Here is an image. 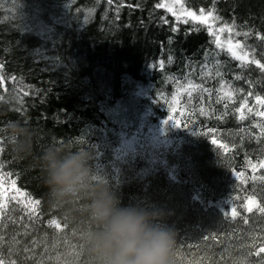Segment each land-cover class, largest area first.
<instances>
[{"label":"trees","instance_id":"16d2710c","mask_svg":"<svg viewBox=\"0 0 264 264\" xmlns=\"http://www.w3.org/2000/svg\"><path fill=\"white\" fill-rule=\"evenodd\" d=\"M259 65L264 0H0V264H90L87 200L76 220L49 204L51 143L90 152L122 205L162 210L174 264H264Z\"/></svg>","mask_w":264,"mask_h":264},{"label":"clouds","instance_id":"9594fccd","mask_svg":"<svg viewBox=\"0 0 264 264\" xmlns=\"http://www.w3.org/2000/svg\"><path fill=\"white\" fill-rule=\"evenodd\" d=\"M14 134L26 136L24 132ZM14 150L28 154L31 145L21 140ZM39 160L53 209L76 220L80 213L75 200H87V222L77 226L90 264H174L177 234L164 223L165 213L122 205L108 183L97 179L90 152H72L51 143Z\"/></svg>","mask_w":264,"mask_h":264},{"label":"snow or ice","instance_id":"6c2138e0","mask_svg":"<svg viewBox=\"0 0 264 264\" xmlns=\"http://www.w3.org/2000/svg\"><path fill=\"white\" fill-rule=\"evenodd\" d=\"M156 7H166V5H164L162 3H158L156 5ZM167 10L169 12H171L174 16L176 15V13L173 11V8L171 6H167ZM184 11H186V10H184ZM199 11H200V15H197L196 12H194V11H186V16L190 17L193 22H199L201 24H209L208 30L211 31L212 30L211 29V23L214 22L216 19H218V17L213 15V11L212 10H209L207 12V14H205L204 9H200ZM177 19H179V17H177ZM184 22L187 23L189 21H188V19H185ZM224 30H225L224 28L220 29V31H224ZM227 30L229 32H231V29H227ZM216 43H217V46L219 47L220 44H219L218 40L216 41ZM238 46L239 45H237V47ZM228 51L231 52L232 55L235 56L237 59H243V57L236 56V53L233 52L232 47H229ZM253 63H257L258 64L259 62L258 61H253ZM259 67L264 69V65H259ZM176 126L179 127L178 125H176ZM213 143H216V141H213ZM259 167L264 168V161H262L259 164ZM39 203H40L39 201H35V204L38 205ZM249 205L250 206L247 207V211L248 212H252L254 207L257 208V210H259V211H264V208H260L259 205L253 200H249ZM234 213H235V210H233V214ZM51 224H54L57 228L60 227V224L57 221H55V220L51 221ZM261 251H264V249H261Z\"/></svg>","mask_w":264,"mask_h":264},{"label":"rangeland","instance_id":"374dc122","mask_svg":"<svg viewBox=\"0 0 264 264\" xmlns=\"http://www.w3.org/2000/svg\"><path fill=\"white\" fill-rule=\"evenodd\" d=\"M232 49L235 51V52H238V48H237V45L234 44L232 46ZM7 194V188L3 185V184H0V201L2 202V194ZM3 205V204H2ZM1 208V207H0Z\"/></svg>","mask_w":264,"mask_h":264}]
</instances>
